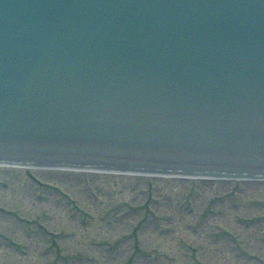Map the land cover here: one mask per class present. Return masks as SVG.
I'll use <instances>...</instances> for the list:
<instances>
[{"label":"water","instance_id":"water-1","mask_svg":"<svg viewBox=\"0 0 264 264\" xmlns=\"http://www.w3.org/2000/svg\"><path fill=\"white\" fill-rule=\"evenodd\" d=\"M70 1H73L72 4L79 13H69L72 6ZM94 1L98 3L93 4ZM123 1L125 5L113 0L110 12L109 9L104 10V16L110 17L113 22L120 21L119 25L123 29H119V35L130 37V40H123L118 35L119 41H122L121 46L118 45L119 41H110L111 45L104 44L100 47L96 44L98 40L87 45L76 37L77 32L83 30L82 22L76 18H83V14L91 13L92 9H87L89 4L95 7V12L98 11V0H0V137L3 133L7 141L6 137L14 139L22 131H50L63 123H69L73 130L80 131L94 118L93 114L98 116L103 111L110 112L114 109V115L118 118L111 123L116 127L120 126V130L107 125L104 131L107 133L108 129H114L116 136H154L151 142L157 146L152 147V152L156 155L163 153L160 151L162 147L169 150L172 142L204 143L203 129L206 136L211 138L205 140L209 145L219 143V136L224 129L228 133L233 132L235 139L230 145L222 147L221 150L228 153L221 160L211 150L202 154L198 152L185 155L195 162L203 157L206 162H214L213 165L207 162L185 166L187 162L182 160L171 161L166 166L163 162L159 163L158 159L157 163L149 161L145 164L112 159L106 163L94 164L99 168L233 177L264 175V168L258 169L261 170L259 173L250 167L257 158L254 155L247 157L241 152L244 144L253 145L256 150L264 148V94L252 93L250 107L242 105L237 109L226 108L221 119L224 97L213 100V103L208 102V97H201L198 102L206 99L204 105L212 109L207 107L208 111H205L204 106L198 105L194 110H188L187 94L170 97L164 90H160L161 85L178 89L190 88L187 74L207 72L212 59L208 56L205 58L207 63H197L193 59L181 63V60L172 59V54L169 53L162 60L164 49L169 50L172 43L161 41L158 35L162 30L168 36L171 32L172 37L181 26H185L188 28L182 36L190 39L191 35L188 33L196 36L202 18L198 16L201 18H198L200 22L196 21L191 16L194 12L190 8H184L187 7L183 5L187 0H139L137 6L133 5V0ZM203 2L207 3L206 17L214 26V34L205 40L217 42L221 37L224 38V35L216 32L217 25L227 32L229 38L239 39L243 48H248L247 40L252 44L260 41L264 43V13L260 12L264 10V0H250V7L246 9L250 14L243 20L237 12L232 11L241 7L245 9L246 5L241 3L242 0ZM198 4L200 0L196 3L197 8ZM174 5H177L175 11H165L164 8L170 9ZM172 27L174 30L170 29ZM154 36L157 37L158 44L152 42ZM178 36L177 33L174 37ZM240 45L234 44L233 47L239 48ZM149 47L154 50L150 52ZM193 47L195 48L191 52L195 53L197 45ZM201 47L205 49L207 46ZM108 48L110 51L106 52ZM231 64L238 66V72L233 73L234 77H242L241 73L244 72H240L241 64L233 59V63L226 64L228 70L225 72L230 80L234 79L229 74L234 71ZM220 76L223 77L222 74ZM230 80L229 84H232ZM45 86L50 89H45ZM134 87L138 89H132ZM115 90L125 93L117 96ZM94 100L96 107H92ZM216 109L220 113L211 111ZM190 123L193 124L191 130L195 138H189ZM261 138L263 141L260 146L256 145L255 141H261ZM137 144L143 147L145 145L143 141ZM24 148L26 149L23 145L20 153L0 154V161L37 166L84 164L45 155H27L23 153ZM126 153L133 156L142 152L134 149Z\"/></svg>","mask_w":264,"mask_h":264},{"label":"rangeland","instance_id":"rangeland-1","mask_svg":"<svg viewBox=\"0 0 264 264\" xmlns=\"http://www.w3.org/2000/svg\"><path fill=\"white\" fill-rule=\"evenodd\" d=\"M0 230V264H264V179L0 164Z\"/></svg>","mask_w":264,"mask_h":264},{"label":"flooded vegetation","instance_id":"flooded-vegetation-1","mask_svg":"<svg viewBox=\"0 0 264 264\" xmlns=\"http://www.w3.org/2000/svg\"><path fill=\"white\" fill-rule=\"evenodd\" d=\"M227 241V240H226Z\"/></svg>","mask_w":264,"mask_h":264}]
</instances>
